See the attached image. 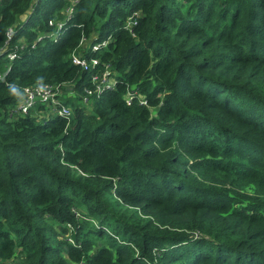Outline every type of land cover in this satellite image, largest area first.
Here are the masks:
<instances>
[{"label":"trees","instance_id":"trees-1","mask_svg":"<svg viewBox=\"0 0 264 264\" xmlns=\"http://www.w3.org/2000/svg\"><path fill=\"white\" fill-rule=\"evenodd\" d=\"M0 74V264H264V0H0Z\"/></svg>","mask_w":264,"mask_h":264},{"label":"built area","instance_id":"built-area-1","mask_svg":"<svg viewBox=\"0 0 264 264\" xmlns=\"http://www.w3.org/2000/svg\"><path fill=\"white\" fill-rule=\"evenodd\" d=\"M71 10H68V13H70ZM12 34V29H8L6 32L7 37H10ZM102 47H105L106 44L103 43L100 45ZM100 46L93 47V50H97L100 48ZM9 60H13L14 56L9 55ZM73 63L78 65L80 68H82L85 71L88 70H94L99 65L98 59H91L89 61L81 58L79 55L74 54L73 55ZM111 72L108 67L105 68V70L102 73H99L98 71L96 74H93L92 78V84L94 87L92 89H89L86 91V95L83 98V103L86 105L88 103V97L91 96L94 93L101 92L104 89L109 88L113 81L111 79ZM3 76L0 74V80H3ZM24 96L23 101L20 105H18L12 112V113H20L22 115H27L29 111L37 104L41 103L45 106L54 105L56 102L55 96H56V90L54 87L39 83L33 87H28L23 90ZM127 102L130 103L133 99V94L127 93ZM142 104H146L145 101H141ZM61 114H67L66 108H61Z\"/></svg>","mask_w":264,"mask_h":264},{"label":"rangeland","instance_id":"rangeland-1","mask_svg":"<svg viewBox=\"0 0 264 264\" xmlns=\"http://www.w3.org/2000/svg\"><path fill=\"white\" fill-rule=\"evenodd\" d=\"M69 92H70V91H68V92H67V94H64V95H63V93H62V95H61V96H62V97L69 98V96H71L70 94H68Z\"/></svg>","mask_w":264,"mask_h":264}]
</instances>
